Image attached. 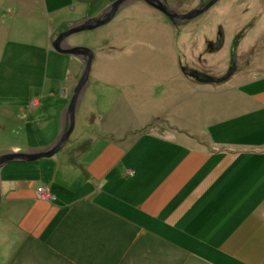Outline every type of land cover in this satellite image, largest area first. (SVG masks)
I'll return each instance as SVG.
<instances>
[{
    "label": "crops",
    "instance_id": "0c3cea01",
    "mask_svg": "<svg viewBox=\"0 0 264 264\" xmlns=\"http://www.w3.org/2000/svg\"><path fill=\"white\" fill-rule=\"evenodd\" d=\"M35 5L11 20L15 40L0 50L1 85L37 51L47 60L72 56L53 48L62 32L52 35L45 22L33 31ZM67 64L60 79H39L34 65L20 72L15 89L36 83L42 91L17 97L24 103L11 114L26 120L12 136L21 142L1 156L45 151L61 137L75 92L70 100ZM236 83L150 96L114 90L111 104L134 99L151 108L117 113V127L92 135L75 155L69 148L2 166L0 264H264V77ZM113 108L91 107L79 122L87 127L90 116L109 117ZM40 187L50 200L38 199Z\"/></svg>",
    "mask_w": 264,
    "mask_h": 264
},
{
    "label": "rangeland",
    "instance_id": "374dc122",
    "mask_svg": "<svg viewBox=\"0 0 264 264\" xmlns=\"http://www.w3.org/2000/svg\"><path fill=\"white\" fill-rule=\"evenodd\" d=\"M34 1L36 5L30 10V14L34 17L31 20L33 31L42 30V27L37 28L36 24L45 22L47 30L52 35H58L69 30L70 23L77 25L85 19L101 16L118 0H0V50L10 43L9 41L15 40L9 35L11 20L21 17L18 12L27 11L25 5ZM179 1L181 4L176 5L172 4L175 2L173 0L163 2L171 7L175 6L180 14L189 13L201 3V0ZM209 2L203 0L204 5ZM221 30L224 33V45L220 50H213L210 46L214 47L213 44H217ZM43 35L39 34L40 38ZM30 40L35 41L31 38ZM38 43H42L41 40ZM67 43L72 47L91 49L95 54L88 87L76 109L75 130L67 146L65 145L66 147L64 146L58 153L63 154L70 148V154L75 155L77 152L73 151H76L78 146L82 147L90 142L93 139L92 135L101 133L105 129L108 131L111 125L117 127L119 117L117 113L130 110L128 108L131 106L135 109L136 104L142 107L145 105L147 109L151 108V102L144 104L134 99L132 103L120 101L111 104L108 99L114 97V90L125 93L126 96L134 92L141 96L160 95L162 92L173 90L199 93V90L220 91L236 86V78L242 77V81L247 82L264 77V0H219L201 16L178 27H174L160 11L146 2L132 1L123 6L108 24L92 31L73 34L68 37ZM33 58L36 59L35 62L29 60V64L25 65L28 63L25 62L21 65L27 70L34 65V70L37 69L35 75L39 79L43 78V81L45 78L60 79L58 77L63 74L61 68L67 64L66 60L70 61L67 70L73 75V80L68 85L71 92L68 98L70 97L71 100L82 74L83 64L73 56L51 57L47 60L46 54L40 51H37ZM234 58L237 70L229 80L222 83H203L195 79L193 81L183 73V69H191L211 78L221 79L232 68ZM1 68L4 69L6 66ZM11 68L12 72L9 74L7 71L6 75V78H11L4 81L7 84L1 85L0 82V156L3 153L1 150L7 144L21 142L20 136H12L22 133L18 127L23 126L22 122L26 120L22 117L19 121L17 116L13 117L11 114L16 112L15 107L24 103L17 97L24 94L26 96L40 94L42 91L41 86L36 83L29 84L23 89H15L18 86L16 78L20 76L23 68L16 65ZM108 82L111 84L109 85ZM94 96L96 99L91 104L86 103L90 101V97L93 100ZM98 106L114 107V110L109 113V117L99 118L96 114L90 116L87 127H82L79 119L83 112ZM101 120L104 123H100ZM123 123L120 122V126L124 128ZM28 133L27 131L24 135ZM40 189L48 188L40 187L37 190L38 199L43 201L39 197Z\"/></svg>",
    "mask_w": 264,
    "mask_h": 264
},
{
    "label": "water",
    "instance_id": "95a60500",
    "mask_svg": "<svg viewBox=\"0 0 264 264\" xmlns=\"http://www.w3.org/2000/svg\"><path fill=\"white\" fill-rule=\"evenodd\" d=\"M137 1V0H118L114 2L101 16L92 18V19H85L83 22L71 27L69 30L61 33L58 38L53 42V48L64 55H72L79 58L84 64V70L81 76V79L75 89L73 98L70 102V105L67 110V122L64 127V131L62 136L56 142V144L46 151H39V152H32V153H14L0 156V169L3 165L10 164V163H28V162H35L42 158H52L56 154H58L63 147L69 142L70 136L72 135L74 128H75V114L76 109L81 101L84 91L86 90L89 84V76L94 60V52L88 48H80V47H72L67 44V39L73 34L82 33L85 31H92L97 29L101 26H104L111 22L119 10L128 4L129 2ZM146 2L151 7L157 9L164 15H166L170 21L176 27L180 26L184 22H188L194 20L195 18L201 16L205 12H207L212 6H214L219 0H211L208 4L204 5L203 0H201L200 5L195 8L194 10L190 11L186 14H179L174 9L169 8L165 2V0H141ZM220 42L218 44H213V50H220L224 45V33L221 30L220 35ZM233 66L228 72V74L221 78H211L205 74L198 73L192 71L191 69H183V73L190 78H193L197 81L203 83H222L230 79V77L234 74L237 70L236 59H233ZM2 199L1 191H0V201Z\"/></svg>",
    "mask_w": 264,
    "mask_h": 264
},
{
    "label": "built area",
    "instance_id": "2783aa9c",
    "mask_svg": "<svg viewBox=\"0 0 264 264\" xmlns=\"http://www.w3.org/2000/svg\"><path fill=\"white\" fill-rule=\"evenodd\" d=\"M39 192L41 193L39 197L43 200L52 198L48 189H40Z\"/></svg>",
    "mask_w": 264,
    "mask_h": 264
},
{
    "label": "flooded vegetation",
    "instance_id": "af4514ba",
    "mask_svg": "<svg viewBox=\"0 0 264 264\" xmlns=\"http://www.w3.org/2000/svg\"><path fill=\"white\" fill-rule=\"evenodd\" d=\"M168 4V3H167ZM169 8H171V9H174L175 11H176V8L175 7H171L169 4L167 5ZM161 13V12H160ZM179 13V12H178ZM163 16H165L168 20H169V22L173 25V23L170 21V19L166 16V15H164L163 13H161ZM180 14V13H179ZM174 27H176L175 25H173ZM220 38L221 37H219V39L217 40V44H218V42H220ZM231 68V67H230Z\"/></svg>",
    "mask_w": 264,
    "mask_h": 264
}]
</instances>
